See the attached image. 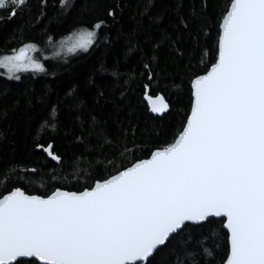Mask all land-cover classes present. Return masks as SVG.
Instances as JSON below:
<instances>
[{"label":"snow or ice","instance_id":"6c2138e0","mask_svg":"<svg viewBox=\"0 0 264 264\" xmlns=\"http://www.w3.org/2000/svg\"><path fill=\"white\" fill-rule=\"evenodd\" d=\"M28 2L0 0L6 13L0 19L23 14ZM203 8L193 10L197 34L190 38L211 39L214 54L207 60L206 48L194 49L203 68L189 62V106L171 139L141 158L136 153L143 149L125 142L117 156L100 161L107 174L77 191L7 189L11 177L0 173L7 189L0 192V264H170L173 255L176 264H264V0H225L214 36L203 19L206 2ZM106 15L116 14L109 7ZM106 26L97 19L58 48L52 36L47 43L57 56L86 53ZM179 26L187 31L189 21L181 16ZM13 39L19 46L0 54L3 74L17 81L18 73L47 75L32 55L38 45ZM144 68L151 80L152 66ZM149 88L144 85L150 111H168L164 96L149 95ZM35 147L61 162L52 142Z\"/></svg>","mask_w":264,"mask_h":264},{"label":"trees","instance_id":"16d2710c","mask_svg":"<svg viewBox=\"0 0 264 264\" xmlns=\"http://www.w3.org/2000/svg\"><path fill=\"white\" fill-rule=\"evenodd\" d=\"M205 2L203 19L211 21L214 36L225 0H68L63 7L59 0H29L23 14L0 19V54L19 46L14 34L44 47L48 36L55 43L81 28L91 30L97 19L107 24L88 52L45 61L47 75L23 73L17 81L0 70V173L11 177L7 189L19 186L37 195L57 187L82 190L89 179L107 174L100 161L117 156L125 142L142 148L136 153L141 158L158 141L171 139L189 106V62L196 71L203 68L194 49L206 48L207 60L214 54L211 39L190 38L197 34L193 10L203 11ZM109 7L115 18L106 15ZM181 16L189 21L187 31L179 26ZM145 63L152 66L151 80ZM145 84L149 95L159 93L168 103L162 117L148 112ZM45 122L53 126L38 131ZM36 142H52L61 162L38 150ZM28 169L35 172L22 171ZM4 184L0 179V192L7 190ZM170 264H176L175 255Z\"/></svg>","mask_w":264,"mask_h":264},{"label":"rangeland","instance_id":"374dc122","mask_svg":"<svg viewBox=\"0 0 264 264\" xmlns=\"http://www.w3.org/2000/svg\"><path fill=\"white\" fill-rule=\"evenodd\" d=\"M69 36H72V34L69 35ZM69 36H67V37H69ZM67 37H65V38H67ZM65 38H63V39H65ZM73 38H75V37H73ZM61 40H59V41H57V42L54 43L56 45V48L59 47V42ZM56 48H54L51 45L47 44L44 47H39L40 51L35 52V53H32V55L36 59L40 60L42 63H44L45 61H48V60H53V59L58 58V57H67V56L73 55V53H67V54H65L64 52H61V54L57 56V55H55ZM78 52H80V51L78 50ZM45 57H47V59H45ZM0 70L4 73V70L3 69H0ZM20 74H23V73H18V75H20Z\"/></svg>","mask_w":264,"mask_h":264},{"label":"water","instance_id":"95a60500","mask_svg":"<svg viewBox=\"0 0 264 264\" xmlns=\"http://www.w3.org/2000/svg\"><path fill=\"white\" fill-rule=\"evenodd\" d=\"M143 100H144V102L146 103V106H147V108H148V112H149L151 115H153V116L162 117L164 114H166V113L169 111V109H168V111H166V112H164V113H160V114L152 113V112L150 111L149 107H148V102L144 99V96H143Z\"/></svg>","mask_w":264,"mask_h":264}]
</instances>
